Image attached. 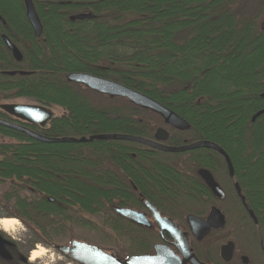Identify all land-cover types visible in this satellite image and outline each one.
Listing matches in <instances>:
<instances>
[{
	"label": "trees",
	"instance_id": "1",
	"mask_svg": "<svg viewBox=\"0 0 264 264\" xmlns=\"http://www.w3.org/2000/svg\"><path fill=\"white\" fill-rule=\"evenodd\" d=\"M32 2L42 25L39 37L26 18L23 0H0V100L27 98L47 108L58 106L65 114L45 128L27 125L30 129L53 138L102 133L152 137L155 128L164 125L158 114L68 82L66 74L83 72L114 80L189 123L183 131L170 127L169 145L191 143L192 134L194 140L220 145L233 164L244 201L233 191L224 163L209 161L222 159L212 149L169 153L114 139L44 143L0 125V138L12 140L0 139V185L8 183L3 198L14 216L52 247L75 239L113 251L121 259L146 254L151 248L144 229L113 207L141 205L137 194L141 193L158 204L161 198L166 206L163 213L182 220L191 209L179 213L170 209L189 205L192 169L188 168L193 157L197 168L223 176L224 200L208 193L206 205L223 203L226 223L235 231L239 247L250 253L239 244L250 234L251 247L258 254L249 255L264 264V163L263 169L254 163L264 160V113L251 120L264 108V50L251 48L253 24L236 20L231 11L236 1ZM83 12L94 17L69 19ZM3 33L20 50L21 61L6 47ZM13 70L29 73H2ZM226 121L228 127L222 128ZM168 159H180V165ZM243 205L253 212L256 225ZM217 246L213 243L211 251L214 264H220ZM10 253V264H19L15 246Z\"/></svg>",
	"mask_w": 264,
	"mask_h": 264
},
{
	"label": "water",
	"instance_id": "2",
	"mask_svg": "<svg viewBox=\"0 0 264 264\" xmlns=\"http://www.w3.org/2000/svg\"><path fill=\"white\" fill-rule=\"evenodd\" d=\"M25 15L28 19L30 26L34 34L39 37L42 32V25L39 17L36 13L32 0H23ZM94 15L91 12L76 13L69 17L70 20H84L91 19ZM261 29L264 30V21L261 24ZM6 47L11 51L12 56L16 61H20L22 56L17 47L8 39L3 36ZM20 75H26L27 72L19 71ZM3 74L14 75L15 71H4ZM66 80L68 82H74L84 85L85 87L102 95H107L111 98L126 99L130 103L139 106L143 109H148L153 113L158 114L165 124L170 125L172 128L183 131L189 129V123L173 112L166 106L150 98L149 96L140 93L132 88H129L123 84L109 79L101 78L98 76L90 75L83 72H69L66 74ZM264 97V93L261 95ZM0 110L8 115L26 123L32 125H38L45 127L46 123L54 116L53 112L44 106L36 104H22V103H2L0 104ZM264 113V109L257 111L251 118L252 121L256 117ZM0 125L17 130L26 134L32 139H35L44 143H85L96 140H125L140 143L169 153H180L198 148L212 149L218 152L224 157L225 163L228 168L229 176L233 175V168L231 161L227 153L217 144L200 140L194 143L184 144L180 146H167L160 144L159 141H164L168 137V132L165 129L158 128L154 134L155 140L145 139L139 136L125 135V134H94L89 137H46L35 131L28 129L25 126L6 122L0 120ZM199 175L205 181L208 188L219 199L223 197V192L212 178L211 174L206 170H199ZM236 191L240 199L243 201V197L240 194V189L236 184ZM145 205L151 210L157 225L161 230H165L171 234L174 238V246L176 247L178 254L164 245H155L154 254H135L130 255L125 259L117 257L113 252H108L100 248L99 246L86 243L83 241L72 240L69 245H59L55 250L63 256H66L71 262L76 264H202L192 254V250L188 243L187 234L180 231L178 225L172 220L166 217H160L158 212L147 202ZM115 211L131 221L148 226V222L140 212H136L130 209L115 208ZM250 217L256 221L252 211H248ZM186 222L191 228L193 235L199 240L203 238L211 228L220 229L224 227L225 219L224 215L217 209L212 208L205 219H200L194 215H187ZM7 240L0 234V254L5 258H10L5 245ZM233 243L228 242L220 247V256L225 262H229L232 256ZM242 260L247 263V258L243 257Z\"/></svg>",
	"mask_w": 264,
	"mask_h": 264
},
{
	"label": "flooded vegetation",
	"instance_id": "3",
	"mask_svg": "<svg viewBox=\"0 0 264 264\" xmlns=\"http://www.w3.org/2000/svg\"><path fill=\"white\" fill-rule=\"evenodd\" d=\"M225 1H236L235 3H233L232 5V9L231 11L235 13V17H236V20L237 21H242V22H250L253 24V32L255 34V40H254V43H253V49H256V50H263L264 49V30L261 29V24L262 22L264 21V0H225ZM1 19V18H0ZM1 21L3 22V20L1 19ZM3 36H6L4 33L1 34V37L3 39ZM7 37V36H6ZM9 39V38H8ZM10 40V39H9ZM4 41V40H3ZM11 41V40H10ZM12 42V41H11ZM13 43V42H12ZM14 44V43H13ZM15 45V44H14ZM18 49V48H17ZM19 50V49H18ZM251 49L249 48L247 52H249ZM20 51V50H19ZM246 52V53H247ZM21 53V52H20ZM230 53L229 50L226 51V54L228 55ZM22 56V54H21ZM22 60V58H21ZM20 60V61H21ZM264 65V64H263ZM15 71L16 73L19 72L20 70H13ZM4 71H2L3 73ZM26 72V71H24ZM29 73V72H27ZM91 75V74H90ZM95 76V75H94ZM106 79V78H105ZM110 80V79H109ZM114 81V80H112ZM121 84V83H120ZM264 93V92H263ZM262 95V94H261ZM16 99H10V100H0V104L2 103H21V102H18V101H15ZM24 104V103H22ZM54 116L53 118L55 117H58V116H63L65 114V112L62 110L60 113H55L54 110L52 108H49ZM264 109V108H263ZM2 111V110H0ZM260 116V115H259ZM52 118V119H53ZM51 119V120H52ZM0 120H3V121H6V122H11V123H15V124H19V125H22V126H25L27 127L28 129H30V127H28L27 125H32V124H26L10 115H8L7 113L5 112H1V115H0ZM49 120L47 123H46V126L50 123ZM163 120V119H162ZM164 123V121H163ZM165 125V126H164ZM163 126H158L155 128V131L152 135V137L150 138H145V139H149V140H152L154 141L155 140V137H154V134L156 132V130L158 128H162V129H165L167 132H168V137L166 140L164 141H159L160 144H163V145H167V146H172V145H169L167 143V140L170 136V125L168 124H165L164 123ZM32 126H38V125H32ZM45 126V127H46ZM40 127V126H38ZM45 127H41V128H45ZM32 130V129H30ZM177 130V129H176ZM33 131V130H32ZM36 132V131H35ZM102 134H112V133H102ZM115 134H122V133H115ZM127 135V134H125ZM144 138V137H142ZM1 139V138H0ZM197 141H200V140H194L193 138V134H192V142L191 143H194V142H197ZM205 141H208V140H205ZM7 142V141H6ZM212 142V141H210ZM214 143V142H213ZM184 144H189V143H183L182 145ZM216 144V143H215ZM143 145V144H142ZM218 145V144H217ZM146 146V145H145ZM177 146H180V145H177ZM220 146V145H219ZM148 147V146H147ZM221 147V146H220ZM149 149L151 150H155L151 147H148ZM222 148V147H221ZM223 149V148H222ZM157 150V149H156ZM224 150V149H223ZM225 151V150H224ZM217 154H219L217 152ZM220 155V154H219ZM228 155V154H227ZM221 156V155H220ZM222 159H218V158H210L209 161L212 163V162H217L219 164H223L225 165V169H226V173H227V176L231 179V187L233 189V191L236 193V195L238 196L237 194V191H236V184L238 185L239 189H240V194L242 196V193H241V187L239 185V182L237 181V179L235 178L234 176V168H233V164H232V168H233V175L230 177L229 176V173H228V168H227V165L225 163V159L223 156H221ZM229 157V156H228ZM230 159V158H229ZM156 162H163V161H166V160H163V159H157L155 160ZM231 161V160H230ZM167 162H172L176 165H180V162L181 160L180 159H168ZM261 162L262 160L261 159H254V163H256V167L258 168H261L260 165H261ZM262 166V165H261ZM223 168V167H222ZM221 168V169H222ZM149 169V168H148ZM146 169V170H148ZM158 169V168H156ZM172 169H175V168H172ZM188 169H192V174L191 173H188L190 178L192 179V183L190 184V191L189 192V198H190V201L186 202L188 203L189 205H177V206H173L171 209H170V206H167L169 207L168 209H170L171 211L173 212H176V213H179L180 210H183V209H191L192 210V213H189L187 215H194L200 219H205L208 215V213L210 212V210L214 207V208H217L223 215H224V219H225V224H224V227L223 228H220V229H216V228H211L209 230V232L201 239H197L193 233H192V230L191 228L188 226L187 222H186V217L187 215H185L184 217H182V220L180 219H175L173 217H170L168 215H165L163 212V208L164 207V203L162 201L161 198H157V200L159 201V204L154 202L153 200L151 199H147L145 197H141L142 194L141 193H137L139 196H140V202H141V205H138V206H130V207H124L123 209H130V210H133V211H136V212H140L143 214L145 220L148 222V226L146 225H139L133 221H131L130 219H128L131 223H134L140 227H142L145 231V242L148 243L150 245V248H151V252L149 253H146V254H154V246L155 245H164V246H167L169 249L175 251L177 254H178V251L176 249V247L174 246V238L171 236V234L165 230H161L159 228V226L157 225V222L151 212V210L145 205V201H147L159 214L160 217H166L170 220H172L173 222H175L177 225H178V228L180 231L184 232L187 234V237H188V243H189V246L192 250V254H194V256L199 260V262H201L202 264H214L212 261H211V251H212V246H213V243H215V245L217 244V256H216V259L217 261H219L220 264H228L229 262H233L234 261V264H258L257 263V260L252 258L250 255H248L247 253H245V251H243L237 244V242L235 241L234 239V234H235V231L232 229H229L228 227V224L226 223V217H225V214H224V211L222 209V207L224 206L223 203L221 202H217L216 203H212L210 205H206L205 202H207V199L209 198V195L208 193L215 197L217 200H221L223 201L225 196H226V191H225V186H224V183H223V176H220V177H215L212 172L209 170V169H206V168H197L196 166V161L195 159L192 157V167L190 166V168ZM206 170L208 171L212 178L215 180V182L218 184V186L220 187V189L222 190L223 192V197L221 199L217 198L213 193L212 191L208 188L207 184L205 183V181L201 178V176L199 175V170ZM224 169V168H223ZM116 170V169H115ZM244 171L246 172V170L244 169ZM248 171V170H247ZM245 172H243V174H245ZM79 180L82 182L83 179L82 178H79ZM168 180V179H167ZM8 184V183H7ZM168 184H170L169 182H167L166 185L164 186H168ZM207 189V190H206ZM149 190V189H148ZM150 192H152V189L149 190ZM79 194V193H78ZM157 196L160 197V193H158L157 191ZM243 197V196H242ZM166 201V200H165ZM242 201V200H241ZM243 201H244V198H243ZM9 206V204H7ZM166 205V204H165ZM183 207V208H182ZM243 207L249 211V209L247 208L246 205H243ZM12 208V207H11ZM115 208H121V207H118V206H115L113 207V210L115 211ZM182 208V209H181ZM197 210H205L206 213L202 216H197L194 214L195 211ZM251 211V210H250ZM116 212V211H115ZM117 213V212H116ZM253 213V212H252ZM118 214V213H117ZM249 215V213H248ZM250 217V215H249ZM255 217V216H254ZM250 219H252V222L256 225L257 223V220L254 221V219L252 217H250ZM256 219V218H255ZM0 234L2 235V233L0 232ZM7 240V239H6ZM228 242H232L233 243V248H232V256H231V260L229 262H225L222 257L220 256V247ZM15 246V243H13L12 241H9L7 240V243L5 245V248H10V249H13V247ZM51 248H55V247H52L50 246ZM198 252L201 253V255L198 254ZM243 257H246L247 258V263H245L242 258ZM67 258V257H66Z\"/></svg>",
	"mask_w": 264,
	"mask_h": 264
},
{
	"label": "rangeland",
	"instance_id": "4",
	"mask_svg": "<svg viewBox=\"0 0 264 264\" xmlns=\"http://www.w3.org/2000/svg\"><path fill=\"white\" fill-rule=\"evenodd\" d=\"M124 20V18H122ZM126 19V18H125ZM264 50V49H263ZM15 101L24 103V104H36L39 105L37 102L27 99V98H20L16 99ZM1 103V102H0ZM41 106V105H40ZM55 113H60L62 109L58 106H52L51 107ZM227 116V115H225ZM228 118V117H227ZM252 118V117H251ZM225 120V118L223 119ZM228 120V119H227ZM224 126L222 128H226L227 126V121L225 122ZM229 125V124H228ZM1 141H12L11 139L8 138H1ZM261 165H263L264 160L261 159ZM260 167L262 168L263 166ZM263 169V168H262ZM6 185H0V219L3 218H14L17 220V227L13 231L9 232H4L0 230L2 233L3 237L9 241H12L15 243V253H16V258L19 261V264H43V263H49V264H76L73 262H70L68 258L65 256L61 255L57 251H55L53 248L50 247V245L45 244L43 240L40 239L37 235L33 234V232L26 227V225L19 220L17 217L14 216L13 210L11 208V204L9 203V206L4 203V198H3V192H4V187ZM22 194H29L28 191H23ZM30 195V194H29ZM75 239H70L67 244H70V242ZM63 244V245H67ZM240 246L242 248H247L248 247V255L252 253H255V248H253L252 241L249 235H244L241 241L239 242ZM39 245L44 247L47 251L43 257H41L39 260H36L34 262L29 261V254L32 250L35 249V247ZM239 246V245H238ZM7 252L10 255V258H5L3 255L0 254V264H10V261L12 260V255L10 253V248H6ZM107 251V250H106ZM259 251V254H261V251ZM108 252H113L109 251ZM114 253V252H113ZM258 254V252L256 251ZM115 254V253H114ZM117 256V255H116ZM118 257V256H117ZM120 258V257H119Z\"/></svg>",
	"mask_w": 264,
	"mask_h": 264
},
{
	"label": "bare ground",
	"instance_id": "5",
	"mask_svg": "<svg viewBox=\"0 0 264 264\" xmlns=\"http://www.w3.org/2000/svg\"><path fill=\"white\" fill-rule=\"evenodd\" d=\"M17 220L14 218H3L0 219V230L4 232L13 231L17 227ZM46 249L42 246L37 245L34 250H32L29 254V261L34 262L36 260H39L41 257H43L46 253ZM42 253L41 255L37 256L36 258H33V253ZM43 264H49V263H43Z\"/></svg>",
	"mask_w": 264,
	"mask_h": 264
},
{
	"label": "snow or ice",
	"instance_id": "6",
	"mask_svg": "<svg viewBox=\"0 0 264 264\" xmlns=\"http://www.w3.org/2000/svg\"><path fill=\"white\" fill-rule=\"evenodd\" d=\"M42 253H36V252H34L33 253V258H36L37 256H39V255H41Z\"/></svg>",
	"mask_w": 264,
	"mask_h": 264
}]
</instances>
